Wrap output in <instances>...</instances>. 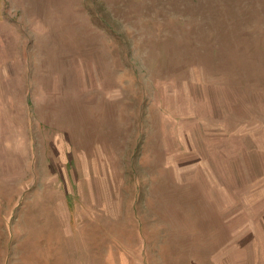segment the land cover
I'll return each instance as SVG.
<instances>
[{
    "label": "rangeland",
    "instance_id": "obj_1",
    "mask_svg": "<svg viewBox=\"0 0 264 264\" xmlns=\"http://www.w3.org/2000/svg\"><path fill=\"white\" fill-rule=\"evenodd\" d=\"M0 264H264V0H0Z\"/></svg>",
    "mask_w": 264,
    "mask_h": 264
}]
</instances>
